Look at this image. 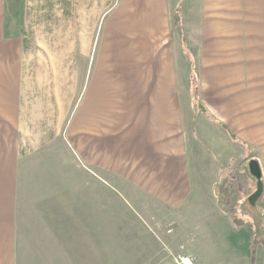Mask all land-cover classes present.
<instances>
[{
  "label": "crops",
  "instance_id": "0c3cea01",
  "mask_svg": "<svg viewBox=\"0 0 264 264\" xmlns=\"http://www.w3.org/2000/svg\"><path fill=\"white\" fill-rule=\"evenodd\" d=\"M166 1L0 0V112H7L14 134L10 124L0 130V264H92L95 213L99 223L108 219L110 159L119 165L121 149L130 142L110 53L117 52L119 61L126 52L141 55L137 46L120 42L154 35ZM183 1L175 3L179 7ZM111 4L118 5L112 32ZM186 16L183 3L184 30ZM200 16L191 24L196 31ZM213 18L206 29L220 45L257 54L248 59L264 68V0H214ZM114 101L120 106L112 109ZM191 106L194 112H209L203 103L201 109ZM154 116L146 115L143 148L133 128L141 149L134 158L125 155L132 162L121 166L118 189L126 195L132 188L166 207L180 206L193 193L196 200L204 184L197 186V179L184 173L170 132L160 142L167 132L155 131ZM162 117L165 122L168 114ZM79 133L85 137L84 167L72 150ZM97 230L104 234V226Z\"/></svg>",
  "mask_w": 264,
  "mask_h": 264
},
{
  "label": "rangeland",
  "instance_id": "374dc122",
  "mask_svg": "<svg viewBox=\"0 0 264 264\" xmlns=\"http://www.w3.org/2000/svg\"><path fill=\"white\" fill-rule=\"evenodd\" d=\"M175 2H165L164 20L157 22L154 35L126 37L120 42L137 46L141 55L127 56L126 52L125 59L119 61L117 52L110 53L111 72L116 71L125 89L124 93L120 85L115 86L119 87L117 95L123 103L119 112L126 118L122 126L130 142L121 149L124 158L119 165L110 159L108 219L99 223L95 213L92 264H178L179 259L187 258L194 264H264V68L261 62L248 59L257 54L230 50L208 33L206 27L214 23V0H207L205 6L204 0L183 1L185 30L183 3L179 9ZM117 8L111 4V32ZM199 15L201 27L196 31L191 24ZM113 39L109 37L111 45L115 44ZM191 102L193 107L200 105L199 109L203 103L209 115L194 112ZM120 104L111 102V108ZM6 113L0 112V130L10 124L12 132ZM147 113L155 115L156 132H167L160 136V142L165 143L169 132L173 136L174 157L184 163V173L199 180L197 186L204 184L196 200L193 193L180 206L166 207L137 196L132 188L126 195L118 189L121 166L132 162L125 155L134 158L133 153L141 149ZM164 114H168L165 122ZM167 125L171 130H165ZM135 126L139 144L134 143ZM65 137L69 141L68 131ZM74 141L73 153L84 167V133ZM140 145L144 147L143 140ZM252 162L258 163L259 179L252 173ZM255 192L259 196L251 198ZM103 226L101 236L96 232Z\"/></svg>",
  "mask_w": 264,
  "mask_h": 264
},
{
  "label": "water",
  "instance_id": "95a60500",
  "mask_svg": "<svg viewBox=\"0 0 264 264\" xmlns=\"http://www.w3.org/2000/svg\"><path fill=\"white\" fill-rule=\"evenodd\" d=\"M251 170H252L253 175H254L256 178L259 179V178H260V168H259L257 162H252V163H251Z\"/></svg>",
  "mask_w": 264,
  "mask_h": 264
},
{
  "label": "trees",
  "instance_id": "16d2710c",
  "mask_svg": "<svg viewBox=\"0 0 264 264\" xmlns=\"http://www.w3.org/2000/svg\"><path fill=\"white\" fill-rule=\"evenodd\" d=\"M196 96H197V94H196V92H194V93H193V98H195L194 100H196ZM195 105H196V104H195ZM203 114L209 115L208 112H203ZM210 117H211V116H210ZM211 120H212L213 122L218 123L219 125H221L222 127L225 128V125H224L222 122H219V121H217L215 118H212V117H211ZM230 136H231V139H232V140H235V141H236L235 137H234L232 134H230ZM258 195H259V194H258ZM257 197H258V196H256L255 198H257Z\"/></svg>",
  "mask_w": 264,
  "mask_h": 264
},
{
  "label": "built area",
  "instance_id": "2783aa9c",
  "mask_svg": "<svg viewBox=\"0 0 264 264\" xmlns=\"http://www.w3.org/2000/svg\"><path fill=\"white\" fill-rule=\"evenodd\" d=\"M178 264H194L193 261L190 258L187 259H179L177 261Z\"/></svg>",
  "mask_w": 264,
  "mask_h": 264
}]
</instances>
